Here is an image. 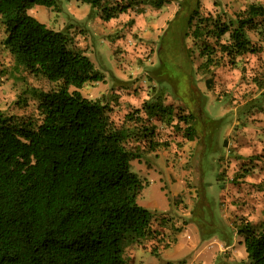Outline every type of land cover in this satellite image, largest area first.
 <instances>
[{"label": "rangeland", "instance_id": "374dc122", "mask_svg": "<svg viewBox=\"0 0 264 264\" xmlns=\"http://www.w3.org/2000/svg\"><path fill=\"white\" fill-rule=\"evenodd\" d=\"M179 1L161 8L146 5L142 12L129 9L110 20L79 0L28 11L65 31L71 47L90 57L104 80L80 91L108 105L118 126L135 125L129 115L158 96L175 115L195 118L193 140L176 116L149 119L156 125L154 139L166 144L150 149L134 139L127 142L142 152L131 165L145 184L138 202L154 216L151 234L125 245V264H249L239 229L264 221V28L248 31L257 52L234 64L223 57L210 67L203 64L201 40L191 33L199 18L228 21L264 0H199L187 35L177 14ZM6 35L0 17V110L37 118L32 90L53 83L16 67ZM138 115L146 117L143 111Z\"/></svg>", "mask_w": 264, "mask_h": 264}, {"label": "trees", "instance_id": "16d2710c", "mask_svg": "<svg viewBox=\"0 0 264 264\" xmlns=\"http://www.w3.org/2000/svg\"><path fill=\"white\" fill-rule=\"evenodd\" d=\"M79 1L110 20L129 9L142 12L146 5L161 8L172 0ZM199 4L179 1L183 35L198 16ZM35 5L53 7L57 0H0L4 43L16 67L53 83L47 90H32L37 118L0 110V264H125V245L151 234L154 216L138 202L145 184L131 165L142 152L127 142L134 139L150 149L166 144L154 139L156 125L149 119L170 121L176 112L158 96L129 115L135 125L118 126L108 105L80 91L104 75L88 55L71 47L65 31L29 13ZM235 16L197 21L191 34L201 40L205 67L223 57L234 64L259 50L248 31L264 28L258 21L264 18V5L252 2ZM192 117L177 116L189 140L195 133ZM239 234L249 264H264V221L245 223Z\"/></svg>", "mask_w": 264, "mask_h": 264}]
</instances>
